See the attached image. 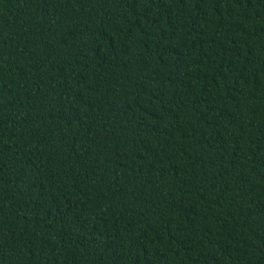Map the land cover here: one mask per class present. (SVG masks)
Returning a JSON list of instances; mask_svg holds the SVG:
<instances>
[{
    "label": "trees",
    "instance_id": "1",
    "mask_svg": "<svg viewBox=\"0 0 264 264\" xmlns=\"http://www.w3.org/2000/svg\"><path fill=\"white\" fill-rule=\"evenodd\" d=\"M0 264H264V0H0Z\"/></svg>",
    "mask_w": 264,
    "mask_h": 264
}]
</instances>
